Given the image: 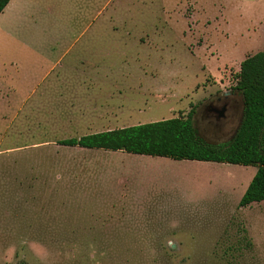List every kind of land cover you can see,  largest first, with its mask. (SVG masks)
Returning a JSON list of instances; mask_svg holds the SVG:
<instances>
[{"label":"rangeland","instance_id":"374dc122","mask_svg":"<svg viewBox=\"0 0 264 264\" xmlns=\"http://www.w3.org/2000/svg\"><path fill=\"white\" fill-rule=\"evenodd\" d=\"M30 2L0 15V264H264V202L239 207L254 166L58 144L192 110L204 143H229L243 115L235 77L264 48V0ZM88 21L118 29L85 88L67 73L85 63L56 62L51 43L83 38ZM108 83L123 117L103 110ZM224 94L228 110L208 118Z\"/></svg>","mask_w":264,"mask_h":264},{"label":"trees","instance_id":"16d2710c","mask_svg":"<svg viewBox=\"0 0 264 264\" xmlns=\"http://www.w3.org/2000/svg\"><path fill=\"white\" fill-rule=\"evenodd\" d=\"M9 2L0 0V14ZM235 81L234 89L243 99V115L234 138L225 145H208L198 137L193 110L187 117L106 130L63 139L58 144L174 161L254 166L256 173L243 193L239 207L264 202V48L242 61Z\"/></svg>","mask_w":264,"mask_h":264},{"label":"crops","instance_id":"0c3cea01","mask_svg":"<svg viewBox=\"0 0 264 264\" xmlns=\"http://www.w3.org/2000/svg\"><path fill=\"white\" fill-rule=\"evenodd\" d=\"M67 1H71V0H67ZM30 6H31L30 0H10L8 5L4 9V11H7V15L5 16V19L3 20L2 23L3 24L6 23L7 21H9L8 17H11L14 14L17 15L19 12L23 11L24 14L31 13L34 6L29 8ZM4 11L2 13H4ZM48 14L47 15L49 17H51L53 15V12L49 11ZM31 15L35 16L33 13ZM66 22H67V28H70L72 30L79 27V26H76V21L74 19H69ZM82 26H84L83 30L85 31L83 38L75 39L71 43L68 42L67 46H64L61 43V40H59V39L54 40L51 43V46L53 47L51 49V52H54V53L57 51L61 52L60 56L57 57L56 62H59L61 59L63 60V58L66 57L67 55H70V56H73L75 58L74 62L82 61V63H85L83 70L77 69V68L75 69L74 67H70L67 70V73L68 72L70 73V76H69L70 78L82 77V79H84L82 86L86 88L87 86L88 87L90 86V78L92 77L91 72L92 71L95 72V70L94 69L92 70L91 67H98V65L100 66L101 63L105 62V60L107 59L106 50H103L101 48H97L103 42V37L106 36V33H104V31H107V29H110L111 31L117 30L118 28L116 27L115 23L106 22V21H96V22L88 21V22H86V24H82ZM119 29H121V28H119ZM85 36H88V38L85 39L84 38ZM81 40L83 43H80ZM76 45H78V49H75ZM60 47H65V48H60ZM119 53H120V50H119ZM96 63H99V64H96ZM54 66L57 67V64L52 65V67H54ZM75 73H77V76ZM113 73H117V72L114 71ZM117 75H119V74H117ZM120 75H123V73L120 72ZM73 83H74V81H71V83L68 82L67 87L73 88ZM108 84H109L111 90L108 93H106L105 95L107 96L106 102H110V103H106L107 106L106 107L104 106L105 108L103 110L104 111L110 110L108 112L109 114H111V110H113L114 113H118L117 115L123 117L126 114L125 111L123 110V105L122 104H113L116 102V100L118 98L122 99V91L121 92L120 91L115 92V90L117 89L116 85H112V83H108ZM100 93L101 92H99V91L97 94L93 92V94H92L93 98L92 99H94L95 97H98V95ZM117 101H119V100H117ZM119 113H121V114H119ZM127 115H129V118L131 117L130 113H127ZM107 117L116 118L112 114L107 115ZM134 125H139V124H131L129 126H134ZM135 157H144V156L135 155Z\"/></svg>","mask_w":264,"mask_h":264},{"label":"flooded vegetation","instance_id":"af4514ba","mask_svg":"<svg viewBox=\"0 0 264 264\" xmlns=\"http://www.w3.org/2000/svg\"><path fill=\"white\" fill-rule=\"evenodd\" d=\"M230 95L224 94L222 97H215L213 101H210L205 106V115L209 118H215L219 120L224 116V113L228 110V101ZM220 107V109H218Z\"/></svg>","mask_w":264,"mask_h":264}]
</instances>
